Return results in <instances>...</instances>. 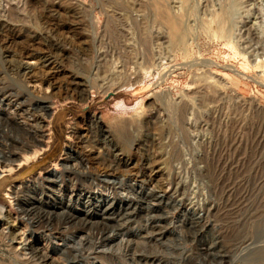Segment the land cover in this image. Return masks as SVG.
<instances>
[{"label": "rangeland", "instance_id": "rangeland-1", "mask_svg": "<svg viewBox=\"0 0 264 264\" xmlns=\"http://www.w3.org/2000/svg\"><path fill=\"white\" fill-rule=\"evenodd\" d=\"M0 101V264H264V0H0Z\"/></svg>", "mask_w": 264, "mask_h": 264}, {"label": "bare ground", "instance_id": "bare-ground-1", "mask_svg": "<svg viewBox=\"0 0 264 264\" xmlns=\"http://www.w3.org/2000/svg\"><path fill=\"white\" fill-rule=\"evenodd\" d=\"M156 1H157V0H156ZM157 4H158V3H157ZM155 6H156V5H155ZM158 10H159V8H158ZM28 64H30V63L27 62V63L25 64V68L29 67ZM29 68H30V67H29ZM0 104L2 105V101H0ZM35 105H36V106H39V105H40V102H39V101H38V102H35ZM30 141H31V139H30ZM45 142H46V141H45ZM42 145H43V144H42ZM19 146H20V145H19ZM32 156L34 157V156H36V155L33 154ZM34 158H35V157H34ZM3 160L6 161V162H8V163H11V162H15V163H17L18 161H19V162H22V161H20V157H18V156H12V155H10V156H4V157H3ZM15 160H16V161H15ZM30 161H31V158H27L26 160H23V162H25V163H27V164H28ZM0 170H1V169H0ZM50 172H51V170L49 171V173H50ZM0 173H1V172H0ZM1 174L4 175V173H1ZM52 174H54V175H52L51 177H55V176H56V173L53 172ZM3 175H2L1 177H3ZM1 177H0V178H1ZM97 191H98V190H97ZM93 192H94V191H93ZM1 209H2V206L0 205V210H1ZM0 213H1V212H0ZM1 214H2V213H1ZM3 215H4V214H3ZM173 215H174V214H173ZM32 245H33V244H32L31 242L28 243V247H29L30 249L33 248ZM65 247H66V246H65ZM66 249H67V248H66ZM36 250H37V249H36ZM64 250H65V248H64ZM68 251H69V250H68ZM29 253H30V252H29ZM75 258H76V257H75Z\"/></svg>", "mask_w": 264, "mask_h": 264}]
</instances>
